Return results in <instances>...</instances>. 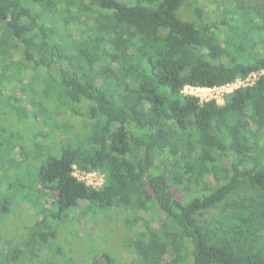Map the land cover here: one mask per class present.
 Returning a JSON list of instances; mask_svg holds the SVG:
<instances>
[{"label": "trees", "instance_id": "obj_1", "mask_svg": "<svg viewBox=\"0 0 264 264\" xmlns=\"http://www.w3.org/2000/svg\"><path fill=\"white\" fill-rule=\"evenodd\" d=\"M262 71L264 0H0V121L35 130L0 125L1 162L21 157L0 187L33 208L0 264H264V74L222 105L183 93ZM77 214L99 221L79 244Z\"/></svg>", "mask_w": 264, "mask_h": 264}, {"label": "rangeland", "instance_id": "obj_2", "mask_svg": "<svg viewBox=\"0 0 264 264\" xmlns=\"http://www.w3.org/2000/svg\"><path fill=\"white\" fill-rule=\"evenodd\" d=\"M39 86V85H38ZM13 92L10 91H5V98H7L8 96L12 95ZM15 96L17 97H24L21 93L20 95L15 94ZM41 101V100H39ZM13 104V103H12ZM3 114V113H2ZM6 119L0 121V125L6 124L8 126V129H21L22 127L24 128L22 137H24L25 141H29L31 140V138L34 136L35 134V130L34 128H32L33 123L29 122L28 124H26V122H23V125L19 123L18 120V115L14 114L13 111L10 112L6 115ZM11 116V117H10ZM32 119V118H30ZM68 123V122H67ZM22 125V126H21ZM1 136V135H0ZM1 138V137H0ZM5 141H9V140H17L18 138L11 136L10 134H6L5 135ZM39 138V136H38ZM41 137L39 138L40 141ZM31 143V141H30ZM19 148H17L15 151L10 147L7 146L6 147V157L8 158L7 161L1 162L0 160V175H3V173L5 171H14V169L16 168L15 166L17 165L16 161L20 160V153L17 151ZM40 162H38L37 160H34L33 158H28L26 160V163L24 164L23 167V175L25 176V178L23 179V183L26 186H31L35 185L33 183L34 180L30 179L31 177L36 176V174L38 173L39 167H40ZM4 189L6 192H4ZM27 190L26 188H24L23 190L19 189L16 186H12L10 185L8 182L5 185H3V188L0 187V230H4V232L6 233L7 237H11V238H20L24 232L26 231V221L30 220V216H32L33 214V208L31 207L30 204L26 203V201L24 202V200L21 199V195H18L17 197H12L13 194H16V191H23L22 194H24V191ZM13 191V193H12ZM10 192V193H8ZM10 197H12V203L10 204L9 207V211L6 212V210H3L2 208L5 206V204L10 200ZM35 214L37 217L42 218L45 214L41 211V206H39L38 208L34 209ZM78 217L71 219V223L65 224V228L63 226H61L63 229L62 231L68 230L73 238H75V240L79 243L84 242V240L86 238H91L94 237L96 235H98L99 232V227L98 225V220L95 219L94 215H90L88 217H84V216H79V214H77ZM112 226L117 227V225L120 228L121 225H124L125 220L123 219V216L121 215L120 220L118 222L109 220ZM105 223V228L107 229L108 226V220L104 219ZM61 224V223H60ZM126 224V223H125ZM125 227V226H124ZM124 229V228H123ZM2 230V231H3ZM125 230V229H124ZM123 231L126 232V231ZM111 235L107 236L106 238H104V241H100V243L96 244V242H89L88 247L86 248V251H90V249L92 250V254L91 257L93 258V256L95 255L94 251L95 250H101L104 249L106 247V245H111L113 240H112ZM105 245V246H104ZM113 245V244H112ZM85 246H81L77 248V252L82 253V250L84 251ZM122 251V250H121ZM123 252V251H122ZM84 255V254H83ZM126 257V255H125ZM75 264H77L76 262H74Z\"/></svg>", "mask_w": 264, "mask_h": 264}, {"label": "built area", "instance_id": "obj_3", "mask_svg": "<svg viewBox=\"0 0 264 264\" xmlns=\"http://www.w3.org/2000/svg\"><path fill=\"white\" fill-rule=\"evenodd\" d=\"M264 74V71L258 73L253 72L246 78H237L234 81L228 82L221 86H195V85H186L183 93L187 95H193L199 98L201 103L216 100L218 104L225 103V95L227 93L233 92L239 88L252 86L254 85L261 75ZM74 176L78 179L85 181L87 185L92 186L93 188H100L105 182V175L100 171H83L74 166Z\"/></svg>", "mask_w": 264, "mask_h": 264}]
</instances>
